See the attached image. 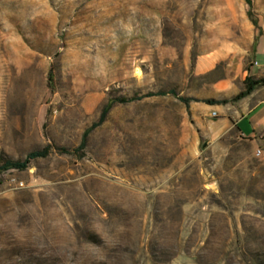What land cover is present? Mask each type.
I'll return each mask as SVG.
<instances>
[{
  "label": "rangeland",
  "instance_id": "374dc122",
  "mask_svg": "<svg viewBox=\"0 0 264 264\" xmlns=\"http://www.w3.org/2000/svg\"><path fill=\"white\" fill-rule=\"evenodd\" d=\"M248 80L264 0H0V165L78 147L112 98L221 106L117 104L85 157L0 172V264H264V141L219 127Z\"/></svg>",
  "mask_w": 264,
  "mask_h": 264
},
{
  "label": "trees",
  "instance_id": "16d2710c",
  "mask_svg": "<svg viewBox=\"0 0 264 264\" xmlns=\"http://www.w3.org/2000/svg\"><path fill=\"white\" fill-rule=\"evenodd\" d=\"M260 83H250V80H248L247 90L241 94H239L234 101H239L249 95H251L255 87L258 86ZM169 94H172L176 98H178L181 102H183L188 109H190V103L191 102H203L208 105H215V102L212 100H198L195 98H184L180 97L176 92H159L157 94H147L142 96H135L133 98H127V97H117L112 98L108 101V103L104 106L100 118L97 122H94L90 127H88L82 136L81 142L78 147L76 148H67L63 146H51L48 145L40 150H35L26 155L24 159L21 160H14V159H6L1 165H0V172H8L12 170H19V171H25L29 169L31 162L36 161L38 159H46L49 156H51L54 152L58 153L59 155H69V156H78L80 158H83L86 156V149L88 144V139L90 135L103 123L106 121L108 114L113 109V107L117 104H128L133 103L135 101H141L149 97L153 96H167ZM228 103V102H226Z\"/></svg>",
  "mask_w": 264,
  "mask_h": 264
},
{
  "label": "crops",
  "instance_id": "0c3cea01",
  "mask_svg": "<svg viewBox=\"0 0 264 264\" xmlns=\"http://www.w3.org/2000/svg\"><path fill=\"white\" fill-rule=\"evenodd\" d=\"M221 106L218 105H208L204 106V111L207 113H216L217 109ZM228 107L226 110L228 114L227 118H223L220 128L230 130L231 128H236L240 135L251 138L253 145L261 144L264 141V87L258 89L251 95L239 100L236 104L226 105ZM235 109L240 113V117L234 122H230L233 118V111ZM229 121V123L226 122ZM248 120L250 126H245V121ZM221 133V132H219ZM222 134V133H221Z\"/></svg>",
  "mask_w": 264,
  "mask_h": 264
},
{
  "label": "built area",
  "instance_id": "2783aa9c",
  "mask_svg": "<svg viewBox=\"0 0 264 264\" xmlns=\"http://www.w3.org/2000/svg\"><path fill=\"white\" fill-rule=\"evenodd\" d=\"M254 65H255V66H260V64H259L258 62H255ZM216 115H217V114H216L215 112L212 113V116H216ZM258 153H260V151H258Z\"/></svg>",
  "mask_w": 264,
  "mask_h": 264
},
{
  "label": "water",
  "instance_id": "95a60500",
  "mask_svg": "<svg viewBox=\"0 0 264 264\" xmlns=\"http://www.w3.org/2000/svg\"><path fill=\"white\" fill-rule=\"evenodd\" d=\"M208 146V144H204L203 148H206Z\"/></svg>",
  "mask_w": 264,
  "mask_h": 264
}]
</instances>
